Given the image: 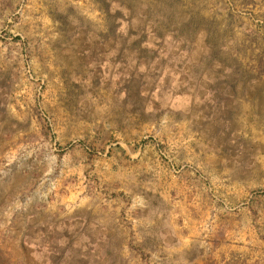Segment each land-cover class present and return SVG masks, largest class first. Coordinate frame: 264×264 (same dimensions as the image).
<instances>
[{"label": "rangeland", "instance_id": "obj_1", "mask_svg": "<svg viewBox=\"0 0 264 264\" xmlns=\"http://www.w3.org/2000/svg\"><path fill=\"white\" fill-rule=\"evenodd\" d=\"M0 264H264V0H0Z\"/></svg>", "mask_w": 264, "mask_h": 264}, {"label": "bare ground", "instance_id": "obj_2", "mask_svg": "<svg viewBox=\"0 0 264 264\" xmlns=\"http://www.w3.org/2000/svg\"><path fill=\"white\" fill-rule=\"evenodd\" d=\"M246 129V128H245ZM262 152V151H261ZM260 167V166H259ZM257 169V168H256ZM252 171V170H251ZM261 171H263V170H261ZM247 172V171H246ZM253 173V172H252ZM257 173V172H256ZM260 173V172H259ZM261 176H262V174H261ZM251 177H252V175H251ZM251 177H249V178H251Z\"/></svg>", "mask_w": 264, "mask_h": 264}]
</instances>
